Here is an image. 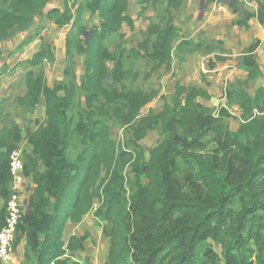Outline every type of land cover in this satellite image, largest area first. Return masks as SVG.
Instances as JSON below:
<instances>
[{
	"label": "trees",
	"instance_id": "trees-1",
	"mask_svg": "<svg viewBox=\"0 0 264 264\" xmlns=\"http://www.w3.org/2000/svg\"><path fill=\"white\" fill-rule=\"evenodd\" d=\"M130 1L0 0V65L5 42L24 35L11 56L40 35L45 27L36 26V17L68 27L63 81L48 86L38 67L55 60L41 36L37 50L16 64L26 69V93L13 107L32 113L43 103L46 119L29 120L37 126L34 131L24 126L32 146L27 157L22 151L24 174L28 168L33 172L36 187L14 249L25 236L23 264H91L88 256L76 257L89 233L65 237L64 232L66 223H78L92 211L109 241L103 264H264V86L253 95L247 89V82L261 75L255 59L259 41L238 58L246 80L225 91L227 107L241 111L236 130L229 126L233 115L227 108L204 106L197 101L200 88L178 82L170 101L162 96L159 112L143 114L158 89L129 85L140 77L139 59L147 62L142 75L147 80L161 65L170 68L175 49L204 55L223 51L221 41L205 36L174 44L171 10L183 0H133L140 17L149 6L155 16L128 48L123 27L135 29ZM231 7L244 19L251 16L237 2ZM86 11L99 17L89 29ZM257 18L264 21L263 4ZM76 55L84 57L81 75L75 73ZM10 117L7 113L0 131V227L11 180L9 153L22 138ZM116 129L123 131V140L116 139ZM154 130L160 139L146 157L142 140ZM37 160L45 166L43 173L34 169Z\"/></svg>",
	"mask_w": 264,
	"mask_h": 264
},
{
	"label": "crops",
	"instance_id": "crops-1",
	"mask_svg": "<svg viewBox=\"0 0 264 264\" xmlns=\"http://www.w3.org/2000/svg\"><path fill=\"white\" fill-rule=\"evenodd\" d=\"M62 2L63 0H57V3L54 2V4L61 5ZM234 2L239 3L240 6L250 13L251 16L248 19H244L242 14L234 12L231 7V3ZM132 3L135 2L131 0L129 2V8ZM260 4L264 5V0H183L182 4L178 8L172 9L171 13L173 15V24L177 28V37L174 40V44L188 39H192L196 42L200 36H205L221 41L223 53H221L219 49H216L210 55H204L199 51L183 53L177 49L173 50L170 68L166 70L165 65H161L156 72H153V74L156 75L154 77L150 76L151 79L156 80L158 83V94L151 102L143 107L142 112L145 110V113L143 114H146L149 110H152L155 113L159 112L163 108L164 104L162 96L166 95V99L170 101L175 92V84L178 82L182 85H192L200 88L202 90V94L197 97V101L202 103L204 106L211 107L216 110L222 107L227 108L233 115L228 119L229 126H231L230 119L239 118L237 126L234 128L230 127L231 129L236 130L241 122V111L237 106H232L230 108L227 107L225 91L228 85L237 81L246 80L248 72L238 67V58L245 53L246 49L255 40L259 41V45L255 50V59L261 70V75L254 80H249L247 82V89L248 92L253 95L256 89L264 86V21L259 22L257 18V11ZM137 6L139 7V11L140 6ZM91 16L95 18L93 19L95 22L92 23V25L98 24V15H91L89 11L84 13V19H89ZM130 16L135 20L134 31L140 30L137 29V25L139 27L141 25V30H145L149 24V19L154 18L155 12L152 7L149 6L143 15V19H145L142 23H140L137 19V15L132 16L130 14ZM35 21L36 26L39 23H42L45 28L48 26L49 28H54L55 30L62 29L56 27L55 24L50 21L40 20L39 17H36ZM84 24L87 25L86 22H84ZM35 27H32L31 31H34ZM45 28L43 29L44 31L46 30ZM40 36H42L41 33L39 36L33 37L32 41L24 47L22 51L14 53L15 63L13 65H10V63L6 61H3L0 65V95L2 91H8V89H11V87L15 84L14 82L17 81L18 78L22 80L26 69L25 67L21 68V66H16V64L26 59L20 58L26 50L28 52L30 50L33 52L37 50L40 43ZM23 37L24 35L18 34L10 41L15 47ZM59 37L57 38L58 41ZM59 42H62L60 52L62 53V58L64 56L65 59V37L61 38ZM31 47H36V49L32 50ZM33 52L29 53V56ZM215 54H222L226 57V59L223 61L215 60ZM83 60L84 57L82 55L75 56L76 64L79 63L82 65ZM210 60L214 62V66H210ZM54 61L46 62L42 66H38L44 70L47 85L50 87L54 86L55 83L64 80L63 69L66 62L59 61V63H56ZM4 66H6L7 69L2 72V67ZM74 68L77 75L82 74L83 66H77ZM21 85L22 93L18 95H24L26 93L25 85L22 82ZM1 97L4 98V96ZM7 113L9 112L3 113L0 111V131L8 122L6 120ZM21 115L22 122L18 121L17 118L12 119L21 128L22 138L18 143V148H20L27 157L30 155L32 146L28 143L24 126L31 127V131H34L37 126L34 124L31 125L29 120L32 121L38 119L42 122L46 119L44 105L43 103H39L32 113L24 111ZM145 155L146 157L148 156L147 153H145ZM34 169L39 173H43L45 171V166L42 164L41 160H37V166ZM35 187L36 184L33 181V172L28 168L27 174L25 173V184L23 190L25 207L28 202V198L33 193ZM3 204L4 200L0 198V208ZM85 232L89 233V236L85 240V244L87 241H102V227L94 223L92 211L88 212L78 223H66L64 236L68 237L69 235H81ZM24 248L25 236H22L19 244L14 249L12 260L9 263L3 264H23ZM79 253L81 255L82 251ZM105 257L102 264L105 261Z\"/></svg>",
	"mask_w": 264,
	"mask_h": 264
},
{
	"label": "rangeland",
	"instance_id": "rangeland-1",
	"mask_svg": "<svg viewBox=\"0 0 264 264\" xmlns=\"http://www.w3.org/2000/svg\"><path fill=\"white\" fill-rule=\"evenodd\" d=\"M138 9H139V7L135 3H132L130 5L128 13L131 14L132 16L137 15V19L140 21V23H142V21H144L145 18L143 19L139 16ZM93 19H95L93 16H91V18H89V19H85V22L87 24L88 29L93 26L92 23L95 22ZM137 27H138L137 29L141 30V25H140V27L137 25ZM45 29H46L45 31L44 30L41 31V35H42L41 37L46 38V40L49 41V43L51 44V47H52V49L56 55L54 62H56V63H59V61H61V62L65 61L66 62V60L64 59V56L62 58V53L60 52L62 42H59V41L61 38L65 37V33L67 32L68 27L55 30L54 28H49L47 26V28H45ZM123 29L125 31V36H126V41H127L126 46L129 48L133 45H136V42L139 39L138 37H140V35H139L140 30L131 31L126 25H124ZM59 35H60V37H59ZM86 36H87V32H86ZM58 37H59V41L57 40ZM13 48H14V44H12L11 41L5 42L3 44L4 54H3L2 60L9 62L10 65H13L15 63V54L8 56V52L10 50H12ZM110 48H111V50H113L114 47L111 46ZM31 49L35 50L36 47H31ZM31 52H33V51L30 50L28 52L26 50L21 55L20 58L29 57V53H31ZM146 63L147 62L144 59H139L136 62V70L139 71L140 77L137 80L130 82L129 85L133 86L134 88L141 87V88H144L146 90L150 87H156V88L158 87V85H157L158 83L156 80H153L151 78H149L147 80H143L142 75L148 70V68H147L148 66L146 65ZM77 66H83V65L77 63L75 65V67H77ZM109 66H110V64H109ZM21 68H23V67L21 66ZM155 75L156 74L152 73L151 77H154ZM21 82H22V80L18 78V80L14 82L15 84H14V86L11 87V89H8V91L7 90L2 91L1 95H0V97L4 96V98L3 97L0 98V111L3 113L9 112L11 118H17L18 121H20V122H22L21 113L24 111H22L21 109L20 110L15 109V107H13L12 104H13L16 96H18V94L22 93ZM142 113H145V110ZM238 122H239V118L230 119V125H231L230 127L231 128L236 127ZM115 131H116V135H115L116 139H119L120 141L123 140L124 139L123 131L120 129L119 130L116 129ZM159 139H160V134L155 130L150 131L145 136V138H143L142 143L145 145V147L147 149L146 150L147 155H148V150L150 148H152L153 146H155L156 143L159 141ZM98 237H99V235H98ZM101 239H102V241H87L85 244L86 249L82 251L81 255L79 252L76 253V257L82 259L83 257L88 256L91 264H102V261L106 255V252H107V246L109 245V241L103 235H102ZM216 250L219 251V248L216 247Z\"/></svg>",
	"mask_w": 264,
	"mask_h": 264
},
{
	"label": "built area",
	"instance_id": "built-area-1",
	"mask_svg": "<svg viewBox=\"0 0 264 264\" xmlns=\"http://www.w3.org/2000/svg\"><path fill=\"white\" fill-rule=\"evenodd\" d=\"M244 1V0H238ZM10 187L5 203V216L0 227V262L9 263L13 258L16 231L23 214L26 211L23 190L25 184V157L20 148L9 153Z\"/></svg>",
	"mask_w": 264,
	"mask_h": 264
},
{
	"label": "water",
	"instance_id": "water-1",
	"mask_svg": "<svg viewBox=\"0 0 264 264\" xmlns=\"http://www.w3.org/2000/svg\"><path fill=\"white\" fill-rule=\"evenodd\" d=\"M84 33L86 34V31H84ZM29 211V208L28 207H26V212H28Z\"/></svg>",
	"mask_w": 264,
	"mask_h": 264
}]
</instances>
